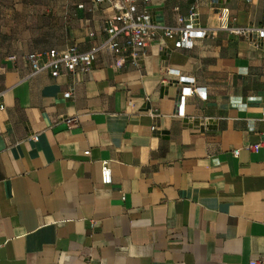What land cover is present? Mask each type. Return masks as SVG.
Masks as SVG:
<instances>
[{
	"label": "crops",
	"instance_id": "1",
	"mask_svg": "<svg viewBox=\"0 0 264 264\" xmlns=\"http://www.w3.org/2000/svg\"><path fill=\"white\" fill-rule=\"evenodd\" d=\"M193 4L213 28L194 47L159 28L137 57L54 75L28 54L101 44L115 10L0 0V264H264V41L219 28L264 25V0L148 8L178 25Z\"/></svg>",
	"mask_w": 264,
	"mask_h": 264
},
{
	"label": "built area",
	"instance_id": "2",
	"mask_svg": "<svg viewBox=\"0 0 264 264\" xmlns=\"http://www.w3.org/2000/svg\"><path fill=\"white\" fill-rule=\"evenodd\" d=\"M96 3L108 2L115 10L114 14L106 20L105 30L108 37L104 42L94 45L87 51L80 52L74 48L65 51H59L52 48L45 52H31L28 54V59L32 67V73L40 70H52L54 75H57L59 68L65 66L69 70H75L79 65L88 68L97 53L108 48L113 51H123L132 57H137L140 50L143 49L151 36H154L159 28L163 29L165 37L174 40L175 48H192L196 41L206 37L213 28L204 27L196 24L194 18L197 15V6L193 4L189 8L188 20L178 25H159L152 20V13L148 8L150 0H143L144 8H140L138 0H94ZM219 28H224L232 33L249 36L255 33L257 37L264 41V25H223ZM161 49L166 51L168 45L165 43ZM13 58L15 56H12ZM183 79L191 80L181 76ZM165 82L166 79H163ZM195 92V88L187 85L183 88L180 99V111H184L185 98L188 94ZM69 96L70 92H66ZM2 92H0V109L4 107L1 101ZM76 117L66 118L68 124H72ZM260 144L252 145V148L257 149ZM240 148H236L234 153L238 155ZM89 153V150L85 151ZM102 182L109 184L113 181V171L109 160H102L101 167ZM255 262V261H254Z\"/></svg>",
	"mask_w": 264,
	"mask_h": 264
}]
</instances>
